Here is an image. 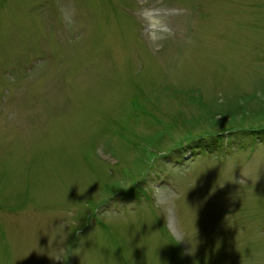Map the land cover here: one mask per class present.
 I'll return each mask as SVG.
<instances>
[{"label": "rangeland", "instance_id": "374dc122", "mask_svg": "<svg viewBox=\"0 0 264 264\" xmlns=\"http://www.w3.org/2000/svg\"><path fill=\"white\" fill-rule=\"evenodd\" d=\"M0 264H264V0H0Z\"/></svg>", "mask_w": 264, "mask_h": 264}]
</instances>
